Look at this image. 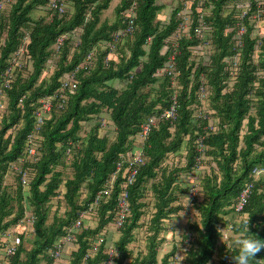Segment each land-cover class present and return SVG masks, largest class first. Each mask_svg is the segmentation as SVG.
<instances>
[{"label":"trees","instance_id":"trees-1","mask_svg":"<svg viewBox=\"0 0 264 264\" xmlns=\"http://www.w3.org/2000/svg\"><path fill=\"white\" fill-rule=\"evenodd\" d=\"M162 1L63 0L66 13L59 16L48 8L49 0H0V81L19 49L24 65L16 69L5 92V112L0 113V233L21 218L24 201L34 215L32 239L18 230L22 242L8 264H57L47 250L89 208L115 171L119 155L136 147L133 139L144 118L162 113L174 92L177 119L173 124L160 120L151 130L144 149L147 162L128 188L130 212L118 232L114 264H157L162 222L184 207L178 200L183 191L177 181L181 173L190 179L197 155L195 140L204 134L208 119L217 124V130L204 141L206 161L198 172L201 192L192 203L196 219L190 226L193 241L185 264H209L215 254L219 264H225L226 258L234 264L231 245L218 243L219 227L229 224L226 216L232 223L230 236L239 219L251 216L250 234L264 240V175L255 182L243 216L233 208L244 184L253 180L252 169L264 167V0L260 7L255 0H185L191 21L176 54L175 88L170 77L158 71L167 64L170 51L163 47H170L169 37L180 22L183 0ZM133 3V30L118 41L116 57L106 62L108 50L103 43L125 28L122 14ZM246 8L248 13L241 18ZM202 13L211 54L206 64H195L190 57L197 54L190 48L199 44L196 28ZM237 25L245 29L238 51L233 46ZM59 38L63 42L56 51ZM91 50V66L83 65ZM236 53L238 71L230 82L228 60ZM72 73L76 89L67 91L62 107L55 106L50 112L36 142L39 157L31 160L24 148L39 100L57 90L59 79ZM201 76L208 91L207 118L196 95ZM101 119L111 125L101 126ZM20 158L30 175L24 193L17 179L9 185L5 178L10 175L9 164ZM128 169L127 164L122 166L113 193L97 206L96 224L85 222L88 226L69 245L68 264H101L104 260L106 233L113 224L116 198ZM146 188H151L152 199ZM53 200L65 206L62 214L58 206L51 208ZM141 224L151 232L146 237L147 253L131 259L130 245ZM100 240L98 250L84 260L88 249ZM173 251L161 264H167ZM255 260L264 264V250Z\"/></svg>","mask_w":264,"mask_h":264},{"label":"built area","instance_id":"built-area-1","mask_svg":"<svg viewBox=\"0 0 264 264\" xmlns=\"http://www.w3.org/2000/svg\"><path fill=\"white\" fill-rule=\"evenodd\" d=\"M258 7L263 3L262 0H255ZM134 3L132 6L123 11V16L125 17V20L127 21V25L124 29L121 31L115 33L113 35L112 41L110 42H104L103 45L108 50L107 56L105 57V61L108 62L109 60L113 59L117 55L116 46L118 41L126 36L131 34L133 27H134ZM244 5V7H246ZM48 8L52 10L54 13L58 14L59 16H63L66 13V7L63 4V0H49L48 2ZM248 13V8L245 9L240 14L241 18H244L246 14ZM180 22L176 28V30L171 34L169 37V43L170 47H163L164 51H170L167 59L166 66L158 71L159 75H164L165 77H170L171 80V87H176V76H177V69H176V54L178 53L179 44L182 38H185L188 34V25L191 21V15L187 8V3L185 0H183L182 9L179 13ZM205 13H202L199 16L198 25L196 28V39L199 41V44L196 46L191 47L193 54H197V57H190V61L194 60L195 64H198L203 62V64H206L209 60V55L211 54V47L210 43L205 38V29H206V23L203 21ZM257 15H253L251 18H256ZM237 33L234 37V50H239L242 47V38L245 34V29L241 25H237ZM62 39L59 38L54 46L55 50L58 51L61 44ZM77 45V43L75 44ZM103 47V48H104ZM259 42L256 44V48L254 49L253 54V63L256 65L258 61L257 53L259 49ZM239 53V52H238ZM22 55V50H18L16 52V58L10 62L8 67L4 70L2 79L0 81V113L5 112L6 108V95L5 92L7 89L10 88V85L15 77V71L16 69L21 70L24 66L22 62L19 61V57ZM94 56V50H91L85 57V61L83 62V65L91 66V60ZM229 63H228V70H229V76H230V82L232 79L235 78L238 71V62L239 57L236 53V55L229 57ZM76 89V83L74 81V75L73 73L71 75H67L64 78L59 79V88L55 90L50 95H47L45 97H42L39 100V106L35 110L33 116H34V124L31 129V132L27 136L26 139V145H25V155L27 158H30L31 160H35V157H39V152L37 149V140L39 138V134L43 128V125L45 124V121L47 117L50 115V112L53 110L55 106L57 108L62 107L64 94L67 91L73 92ZM207 87H206V81L203 76L200 77V84L197 88V98L198 102L201 106L200 111L202 110L204 115L203 118H207L206 114L209 111V108L207 107L206 99L207 98ZM210 112V111H209ZM177 113H178V100H177V94L174 92V94L171 96V99L169 100L168 106L160 113L159 115H149L144 118L142 123L140 124L138 133L134 136V143L136 144V147H134L133 151L127 152L125 154H120L118 161L115 165V171L110 175L108 180L106 181V184L102 190H100L97 194L95 199L90 204L89 208L83 212H81L78 216V218L71 222L70 226L66 228V232L61 240H59L52 248L47 250L48 256L52 258V260L59 261L63 249L67 245H71L76 241L77 236L81 233L83 229H85L88 224L85 222H92V224H96V208L100 204V202L104 200H108L111 194L114 190L115 182L120 174V170L124 164H127L128 166V172H127V178L126 181L123 182L120 185V192L116 198L115 202V210H114V218H113V224L112 227L115 231L119 232L123 225L125 220L127 219L129 215V191L128 188L133 184L135 181L136 175L138 170L145 165L147 162V158L145 155V144L146 140L151 132V130L157 126L158 122L160 120H166L170 124H173L177 119ZM0 114V117H1ZM209 122L204 127V134H198L195 140V150H196V157L194 161V165L192 166L191 171L189 172V185L188 190L186 192V198L185 203H183L184 207L183 210L188 213L191 212L192 203L196 198H199L200 192H201V182L198 176V172L204 169V162L205 159V138L212 133H215L217 130V124L213 122L212 120L208 119ZM101 126L107 127L109 125V122L105 119H101ZM70 149L66 151L68 154ZM18 162L10 163L8 166V174L6 178L7 180L14 181V178L18 180L19 184H21L23 193L26 192L28 189V186L30 184V175H29V169L24 167L25 160L24 158H20L17 160ZM264 175V167H255L251 171V177L253 180L247 181L244 186L242 187L241 191L239 192V195L234 203V211L237 214H241V217L243 216V209L245 204L247 203V200L252 192V189L254 187L255 182ZM15 184V182H13ZM17 185H15L16 188ZM14 187V186H13ZM53 200L51 202V205L56 204L57 202ZM22 215L21 218L18 219V221L11 226L9 229L4 230L0 233V264H8L9 259L13 257L16 254V251L18 247L21 245L22 239L17 234L18 230L21 232L22 235L28 236L30 234H33V222H34V215L31 212V209L28 207L26 201L22 204ZM57 209V206L53 208ZM18 223V224H17ZM232 231V224H228L223 227H219L220 232V238H219V245L220 244H227L228 247H230V244L228 243L230 239V233ZM186 238L182 241L181 245L178 246L179 248L175 251L172 257L169 258L167 264H185V257L186 253L188 252V249L190 248V244L193 241V235L189 232L186 233ZM100 241H97L92 245L90 249L86 252V255L84 256V260L89 259L93 254L98 250L100 246ZM104 255L105 258L102 261L101 264H114L115 259L117 258L118 254L115 248L114 243L106 241L104 245ZM217 262V256L216 254L213 256L212 261L209 264ZM232 261L230 258H226L225 264H231Z\"/></svg>","mask_w":264,"mask_h":264},{"label":"crops","instance_id":"crops-1","mask_svg":"<svg viewBox=\"0 0 264 264\" xmlns=\"http://www.w3.org/2000/svg\"><path fill=\"white\" fill-rule=\"evenodd\" d=\"M109 122V121H108ZM109 125L111 123L109 122ZM176 158V157H175ZM177 159V158H176ZM171 164V161L167 160L166 164ZM184 173L180 174V179H178L177 184L180 187L181 191L178 195V200L182 203H185V196L187 187L189 185V180L184 178ZM12 180H7L6 184H11ZM13 185V184H12ZM148 191L149 199H152V190L151 188H146ZM178 203H174V206H177ZM184 205V204H183ZM192 208V207H191ZM147 217L149 216L148 212H146ZM143 217V218H147ZM148 219V218H147ZM196 219V216H193L192 212L186 213L183 209L177 210V212L171 213L168 218L164 219L162 222V230L160 231L159 238L161 239V247L157 256V264H161L162 258L172 252H175L181 245L182 241L185 239V235L187 232L190 231V226L194 223ZM225 220L232 224L229 220V217L226 216ZM149 223V222H148ZM144 225H139L138 228L135 231V241L131 243L130 249L133 251L131 253V259L136 258L139 254L145 255L147 253L146 250V237L151 234L149 227ZM233 234H231L232 236ZM231 236H230V245H231ZM107 240L109 242L114 243L117 241L119 237V233L114 230V228L111 226L108 228L106 233ZM69 245L65 246L63 249L62 256L59 261H56L57 264H68L67 256L69 255ZM129 258V262H131V259ZM43 264V262L41 263ZM212 264H219L218 262L212 263Z\"/></svg>","mask_w":264,"mask_h":264},{"label":"clouds","instance_id":"clouds-1","mask_svg":"<svg viewBox=\"0 0 264 264\" xmlns=\"http://www.w3.org/2000/svg\"><path fill=\"white\" fill-rule=\"evenodd\" d=\"M251 216H245L239 219L231 236V248L235 253L232 255L234 264H251L256 261L255 257L261 250H264V240L256 238L249 232V222Z\"/></svg>","mask_w":264,"mask_h":264},{"label":"rangeland","instance_id":"rangeland-1","mask_svg":"<svg viewBox=\"0 0 264 264\" xmlns=\"http://www.w3.org/2000/svg\"><path fill=\"white\" fill-rule=\"evenodd\" d=\"M169 1H171V0H163L162 1V3H167V2H169ZM117 2V1H116ZM112 4V3H111ZM116 5V3L114 2V6ZM112 6V5H111ZM206 105H207V103H206ZM213 121V120H212ZM215 121H216V119H215ZM109 126V125H108ZM86 133V127H85V130L82 132V134L81 135H84ZM56 201V200H55ZM54 201V202H55ZM57 202V201H56ZM59 204H58V202L56 203V204H52L51 206H53V208H55V206H58ZM58 209L60 210V213L62 214L63 212H64V209H65V206H58ZM18 221V220H17ZM15 224V223H14ZM14 224H12L11 226H13ZM18 224V223H17ZM28 240H31L32 239V235H28Z\"/></svg>","mask_w":264,"mask_h":264}]
</instances>
